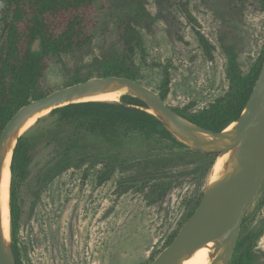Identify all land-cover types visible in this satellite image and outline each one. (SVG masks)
<instances>
[{
    "label": "rangeland",
    "instance_id": "obj_1",
    "mask_svg": "<svg viewBox=\"0 0 264 264\" xmlns=\"http://www.w3.org/2000/svg\"><path fill=\"white\" fill-rule=\"evenodd\" d=\"M139 1L144 11L133 22L144 50H136L132 61L141 83L156 91L169 73L165 101L171 107L196 112L228 91V46L244 74L264 50V7L256 0H101L87 40L60 57H44L41 89L64 87L72 76L95 77L104 63L119 59L121 25ZM187 12L214 44L212 59L199 46ZM2 26L0 3V32ZM54 118L37 115L23 134L34 146L16 186L21 264H149L201 198L217 156L174 158L162 167L144 157L166 148L163 143L128 139L117 146L95 136L69 150L72 130ZM65 154L70 164L56 171ZM209 159L208 167L202 160ZM246 235L252 264H264V180L238 238Z\"/></svg>",
    "mask_w": 264,
    "mask_h": 264
},
{
    "label": "trees",
    "instance_id": "obj_2",
    "mask_svg": "<svg viewBox=\"0 0 264 264\" xmlns=\"http://www.w3.org/2000/svg\"><path fill=\"white\" fill-rule=\"evenodd\" d=\"M245 1V0H239ZM264 7V0H256ZM1 20L0 32V131L8 119L28 102L29 97L40 98L49 92L41 89V78L45 70L44 57L80 46L89 37L93 12L101 7V0H0ZM144 11V4L137 2L131 17L121 25L122 56L111 63H104L96 76L120 75L142 82L132 61L136 50H144L143 40L133 19ZM199 46L208 59L213 58L214 44L202 32L199 22L187 12ZM40 39V49L32 51L33 41ZM227 75L229 89L217 97L207 107L196 112H185L184 109L172 107L176 112L192 122L213 131L227 127L241 113L264 60V50L248 73L244 74L238 63L237 54L232 46L226 49ZM72 76L67 85L86 80ZM170 76L165 70L160 83L159 95L166 99L169 90ZM121 98L131 104L144 105L139 99L123 95ZM55 123L68 125L72 137L68 138L69 150L83 144L85 137H99L108 144L122 146L128 139L156 140L163 143L164 149L146 155V161H156L160 166L174 158L209 157L215 153H204L191 150L179 142L151 113L128 107L118 101H82L69 103L49 112ZM34 143L27 135H21L14 147L10 165V220L12 250L16 264H21V253L17 241L19 206L16 200L17 179L23 178L32 158ZM206 166L213 161L202 160ZM70 164V156L64 155L54 164L56 171H62ZM111 171L108 169L107 173ZM102 177L101 179H103ZM143 185H141L142 187ZM167 186H162L164 191ZM198 201L188 212L186 219L197 206ZM185 219V220H186ZM178 231V230H177ZM177 231L167 240L166 247ZM250 235L238 238L229 264H252L254 253L247 244ZM249 245V244H248Z\"/></svg>",
    "mask_w": 264,
    "mask_h": 264
},
{
    "label": "water",
    "instance_id": "obj_3",
    "mask_svg": "<svg viewBox=\"0 0 264 264\" xmlns=\"http://www.w3.org/2000/svg\"><path fill=\"white\" fill-rule=\"evenodd\" d=\"M39 49L40 39L36 38L31 50ZM113 92H119L120 96L110 101L153 114L173 137L189 149L215 153L217 158L224 157L219 173L215 174L212 170L211 178L193 212L172 241L149 264H183L197 249L209 243V264H229L246 209L264 180V60L241 113L219 131L190 121L169 106L156 90L120 75L90 77L55 89L40 98L29 97L28 102L18 108L0 131V180L8 157L10 171L14 147L26 132L23 127L28 121L54 108L69 103L95 101L92 97ZM123 95L135 97L144 105L128 103L121 98ZM8 206L7 238L2 229L0 213V264H16L10 239L9 203Z\"/></svg>",
    "mask_w": 264,
    "mask_h": 264
},
{
    "label": "bare ground",
    "instance_id": "obj_4",
    "mask_svg": "<svg viewBox=\"0 0 264 264\" xmlns=\"http://www.w3.org/2000/svg\"><path fill=\"white\" fill-rule=\"evenodd\" d=\"M120 96L119 92L100 94L92 97V99L96 100H116ZM32 120L28 121L26 125L23 127V130H28L27 128L30 126ZM232 126V125H231ZM31 128V126H30ZM224 157L216 158L213 163V172L218 174L221 165L223 163ZM9 184H10V171H9V157L6 160L5 166L1 173L0 180V213H1V223L2 229L5 237H8L9 233ZM211 243L207 246L197 249L188 259H186L183 264H209V252Z\"/></svg>",
    "mask_w": 264,
    "mask_h": 264
}]
</instances>
